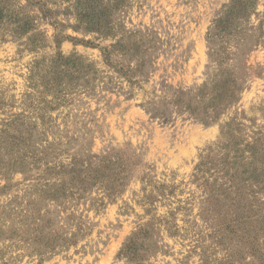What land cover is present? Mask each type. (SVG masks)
I'll return each mask as SVG.
<instances>
[{
  "label": "rangeland",
  "instance_id": "374dc122",
  "mask_svg": "<svg viewBox=\"0 0 264 264\" xmlns=\"http://www.w3.org/2000/svg\"><path fill=\"white\" fill-rule=\"evenodd\" d=\"M0 264H264V0H0Z\"/></svg>",
  "mask_w": 264,
  "mask_h": 264
},
{
  "label": "trees",
  "instance_id": "16d2710c",
  "mask_svg": "<svg viewBox=\"0 0 264 264\" xmlns=\"http://www.w3.org/2000/svg\"><path fill=\"white\" fill-rule=\"evenodd\" d=\"M83 10H86V9H83ZM92 23V21L90 20V21H88V24H91ZM94 26V25H93Z\"/></svg>",
  "mask_w": 264,
  "mask_h": 264
}]
</instances>
